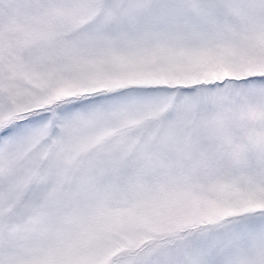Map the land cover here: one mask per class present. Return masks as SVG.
Instances as JSON below:
<instances>
[{
    "label": "snow or ice",
    "instance_id": "6c2138e0",
    "mask_svg": "<svg viewBox=\"0 0 264 264\" xmlns=\"http://www.w3.org/2000/svg\"><path fill=\"white\" fill-rule=\"evenodd\" d=\"M0 264H264V0H0Z\"/></svg>",
    "mask_w": 264,
    "mask_h": 264
}]
</instances>
